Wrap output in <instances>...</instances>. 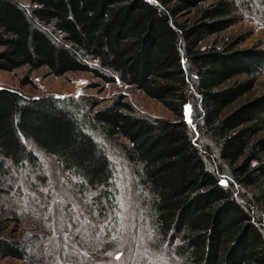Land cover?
Returning <instances> with one entry per match:
<instances>
[{
    "label": "trees",
    "instance_id": "1",
    "mask_svg": "<svg viewBox=\"0 0 264 264\" xmlns=\"http://www.w3.org/2000/svg\"><path fill=\"white\" fill-rule=\"evenodd\" d=\"M252 8L264 14V0H0V70L28 66L23 85L43 67L91 72L177 116L144 114L124 94L104 103L0 87V183L13 192L28 173L36 188L49 186L42 157H52L90 214L116 231L117 155L177 264H264V93L250 95L264 48L240 47L243 35L209 42ZM13 220L0 225V262L34 256Z\"/></svg>",
    "mask_w": 264,
    "mask_h": 264
},
{
    "label": "rangeland",
    "instance_id": "2",
    "mask_svg": "<svg viewBox=\"0 0 264 264\" xmlns=\"http://www.w3.org/2000/svg\"><path fill=\"white\" fill-rule=\"evenodd\" d=\"M242 14V21L222 34L212 36L209 42L243 35L246 40L240 47L261 45L264 48V14L256 8L243 9ZM28 73V66L14 71L0 70V87L20 90L27 96L96 97L104 103L124 94L144 114L171 120L177 118L171 109L144 91L121 82H103L91 72L56 76L43 67L30 73L31 84L23 85L21 80ZM261 93H264V73L258 77L250 95ZM192 115L193 108L187 105L185 116L189 123H192ZM42 158L50 175L49 186L36 188L28 173L21 174L13 192L6 190L9 184L0 183V225L5 218L14 219L10 229L17 228V233L26 239L34 255L27 260L5 259L0 264L178 263L159 245L157 233L141 206V192L136 190L133 168L124 159L117 155L113 157L120 174L122 214L114 231L108 229V220L102 222L90 214L76 194L73 181L61 172L56 161L52 157Z\"/></svg>",
    "mask_w": 264,
    "mask_h": 264
}]
</instances>
